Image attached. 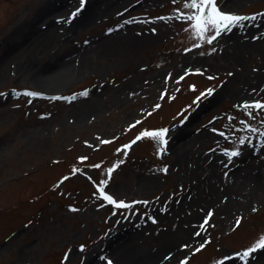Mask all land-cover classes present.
Instances as JSON below:
<instances>
[{"label":"rangeland","instance_id":"374dc122","mask_svg":"<svg viewBox=\"0 0 264 264\" xmlns=\"http://www.w3.org/2000/svg\"><path fill=\"white\" fill-rule=\"evenodd\" d=\"M59 1L0 0V264H243L236 253L264 236V136L241 123L264 131V111L250 118L241 107L264 103V16L195 47L184 0H110L71 31L65 21L81 4L66 0L49 10L55 31L35 51L29 30ZM217 3L264 14V0ZM55 61L72 66L58 72ZM160 129L163 152L141 137ZM209 164L224 182L212 193ZM251 176L254 193L224 208L226 185L240 190ZM102 181L134 207L108 204ZM253 256L264 264V250Z\"/></svg>","mask_w":264,"mask_h":264},{"label":"snow or ice","instance_id":"6c2138e0","mask_svg":"<svg viewBox=\"0 0 264 264\" xmlns=\"http://www.w3.org/2000/svg\"><path fill=\"white\" fill-rule=\"evenodd\" d=\"M85 2L86 0H80L81 7L77 9L75 12L71 13L69 19L65 22H71V19L78 16L80 11L83 9ZM183 8L187 9L188 12L179 13L180 18H183L187 22H190V26H191V30L193 34L200 41V43L196 44L195 47H200L201 44L205 42L207 44H212L213 41L217 40V38L220 37L225 32H230L236 27H242L244 25V22L246 21H257L260 16H264V14L244 16V15H238V14H232V13H225L218 6L217 0H184ZM160 19H163V18H160ZM214 50L215 49H213V51ZM208 78L210 80L214 79V77H208ZM181 79H183V77H181ZM213 93H214V89L209 88L205 93H202L201 97H198L197 101H194V103H198L201 98H207L211 96ZM16 95L35 97L38 94L31 93V92H24V93H20ZM82 95L86 96L87 92L82 93ZM56 99H60V98L57 97ZM156 107H159V105H156ZM241 107H243L248 112V115L250 118H254L252 116L253 110H255L257 113L264 111V103L260 101H256L254 103L246 102L243 105H241ZM137 123H139V121ZM241 123L244 124L245 131H248L251 133H259L260 136H264V131H260V129L256 127H251L247 125L244 121H241ZM262 123H264V121H262ZM168 132H169V129H160V130H153V131L146 130L145 132L141 134V137H149V138L154 139L160 145L159 151L163 152L167 144L166 136ZM219 134L221 136H224L223 132H220ZM141 137H137V139H140ZM246 139L247 138H241L240 144L243 145ZM102 142L109 143V141H102ZM130 147L131 145H125L124 149L130 148ZM118 151H122V150H118ZM225 154L228 157L229 163L232 161V158L240 155L239 151H232L230 153H225ZM94 167H99V165H95ZM114 170H115V166L107 170L109 178L111 177V173ZM76 171L77 169H73V173H75ZM164 171H167V169H164ZM106 184H107V181H102L101 185L98 187V191L101 197L108 204L112 205L115 209H132L134 207V204H127L123 201H117L111 195L105 194L104 187L106 186ZM134 203L147 204L148 202L147 201H144V202L137 201ZM211 215H212L211 212L206 213L207 217H210ZM207 223H208V220L205 219L203 224L201 225V228H203L204 224H207ZM239 223L240 221L237 220L236 222L237 226L239 225ZM195 235L199 236L200 232L195 233ZM202 247L203 245H201V247H198L196 251H200ZM80 250L83 251V246L81 247ZM259 250H264V236H261L256 243H254L249 248L245 249L243 252L236 253V258L242 261L243 264H250L251 259L254 258L253 254ZM233 258L234 257L229 255V256H226L224 260L227 261ZM67 259H68V254L66 253L65 261H67ZM107 264H112V262L108 261ZM220 264H224V261H221Z\"/></svg>","mask_w":264,"mask_h":264},{"label":"bare ground","instance_id":"6f19581e","mask_svg":"<svg viewBox=\"0 0 264 264\" xmlns=\"http://www.w3.org/2000/svg\"><path fill=\"white\" fill-rule=\"evenodd\" d=\"M109 1L110 0H104V1L103 0H92V1H87L86 4H84V7L80 11L79 15L76 16L75 18H73L72 21H71V23L67 26V30L68 31H71L73 28L76 29V28H79L81 25H86V24L90 23L91 20H93L94 17H96V15H98L100 12H102V11H104L106 9L105 8L106 7L105 4L107 5V8H108V4L107 3H109ZM112 1L113 2H116V1L119 2L121 0H112ZM66 5H67V1L66 0H60L59 2H57V4L54 3V4H52V6H49V7L45 8V9H43V11L37 15L36 19L34 20L33 26L29 30V37H28V39H30V38L33 39V41H34V45L33 46L35 48V49L34 48L33 49L35 51H40V49L38 48V46H40V45H42V46L47 45V43L49 42L48 41L49 36L52 35V33L55 31L54 30V22H53V20L50 19V15L51 14H50L49 10H51V9H52V11H59L61 9L63 10ZM108 9H110V8H108ZM67 18H69V17H67ZM43 19L46 20V26L44 28L43 27L37 28V25L39 23L38 21H42ZM35 23H36V25H35ZM42 29H44V31H42ZM250 44L255 45L256 44V41H253L252 40L250 42ZM26 45L27 44H25L24 47ZM240 45H242V44H240ZM245 46L248 47L249 46V43H245L243 45V47H245ZM26 49H28V48H26ZM62 64H63V61H62L61 64H58V62L55 61V63L53 64V66L59 69L58 72L59 71L61 72L62 70L66 69L67 67L72 66V64L69 65V63H66V65L61 66ZM34 77H35V79H38V81H43L42 78H41L42 76H40L38 74H37V76H34ZM181 136H182V134H177V135H175V138L176 139H179V138H181ZM206 167H207V169L210 167L211 173H212L208 177V178H210V181H211V182L209 181L210 182V185L213 187L211 189L212 190L211 193L212 192H215L214 190H216V191H218L219 189L222 190L224 188V182L221 180L222 178H221V176H219V173L216 170V167L213 166V164H209ZM243 172H245V171L243 170ZM248 180L250 182H252V184H249L248 186H246V187H244V188H242L240 190H239V188H240L239 187L237 190L233 191V190L230 189L229 186L226 185V191H228V192H234V194L231 197H229V199H228L229 200V203L226 202L224 204L225 205L224 208H227V207L230 208V207H232L233 205L236 204V202H237L235 200V199H237L236 194H238V196L241 195V196L246 197V196L250 195V192H251V194L254 193L253 190L255 188L253 186L255 185L256 178H254V176H251ZM260 262H264V258H262L260 260ZM226 264H228V263H226Z\"/></svg>","mask_w":264,"mask_h":264}]
</instances>
